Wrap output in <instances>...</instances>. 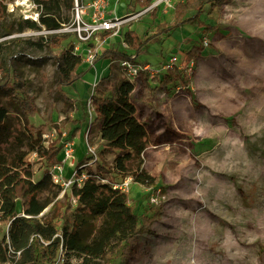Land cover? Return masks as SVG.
Here are the masks:
<instances>
[{
	"label": "rangeland",
	"instance_id": "obj_1",
	"mask_svg": "<svg viewBox=\"0 0 264 264\" xmlns=\"http://www.w3.org/2000/svg\"><path fill=\"white\" fill-rule=\"evenodd\" d=\"M178 1L171 0V7L160 6L154 15L149 10L122 30L150 36L156 24L172 21ZM138 8V0L116 5L120 17ZM28 9L11 12L6 4L10 15L0 23V34L8 22L25 19ZM70 13V8L61 6V19H68ZM60 35L65 40L50 49L36 44L41 36H53L44 28L0 35V83L17 74L37 109L29 123L40 128L42 145L73 140L79 158L88 153V144L94 147L96 161L103 159L110 167L111 154L100 156L102 144L94 145L97 136L87 134L93 116L87 99L96 65L83 66L84 73L62 87L64 97L57 93V57L73 37L55 36ZM172 35L152 38L142 58L163 57L165 63L176 55L182 66L191 59V72L182 71L187 84L165 89L172 98L168 111L160 108V114L147 123L142 166L154 177V187L131 182L126 193L128 204L144 212L149 223L137 235L128 257H120L116 264H264V0H228L210 13L207 6L198 22L185 24ZM106 74H111L107 85L114 78H127L117 64ZM145 76L130 79L131 98L138 106ZM2 104L8 114L9 141L26 150L30 139L23 134L22 117L4 99ZM26 159L32 162L33 179H38L46 165L34 153ZM86 165L81 171L95 168L93 160ZM72 169L75 166L65 169L63 177ZM106 176L121 180L114 172ZM5 235L6 225L0 224V241ZM49 235L53 238L58 232L50 229ZM61 258L66 264V257ZM74 262L76 258H70L69 263Z\"/></svg>",
	"mask_w": 264,
	"mask_h": 264
},
{
	"label": "trees",
	"instance_id": "obj_2",
	"mask_svg": "<svg viewBox=\"0 0 264 264\" xmlns=\"http://www.w3.org/2000/svg\"><path fill=\"white\" fill-rule=\"evenodd\" d=\"M12 1L0 0V23L7 22L10 13L6 11V4ZM33 1L42 6L38 22L31 19L8 22L5 32L0 35L24 29L58 28L65 19L60 17L61 6L66 9L71 6L70 0ZM226 1L180 0L173 6V18L169 24H156L150 36H139L134 30H122L128 48L121 49L119 45L104 47L98 59L109 58V70L120 60L138 62V57L146 51L152 38L172 35L181 26L198 22L207 6L210 13L220 9ZM138 3L145 8L151 5L152 0H138ZM156 11L157 8H153L151 15ZM65 38V35L41 36L36 44L50 49L59 47ZM70 45L57 57V93L63 97L62 87L77 80L85 71L82 67L86 66L79 55L72 53ZM110 77L111 74L100 76L93 86L89 96L93 116L87 134H95L103 141L99 155H113L112 165L107 167L105 160L97 162L93 155L85 154L75 164L76 176L84 177L62 195L60 185L51 180L47 169L38 179H33V165L26 156L34 153L48 167L60 160L63 143L42 145L40 128L29 123L37 109L33 98L19 85L17 74L7 76L0 83V224L6 225V235L0 241V264H52L60 251L66 257V264H116L120 257H128L137 235L146 229L149 223L146 214L129 205L127 193L114 188L112 185L117 181L106 176L114 172L121 179L130 177L133 183L146 187H152L154 182V177L142 166L141 154L148 146V134L135 116L131 98L134 84L127 78H114L107 85ZM156 81L158 85H153L147 77L143 78L141 90L146 103L152 101L159 85L179 87L187 84L183 73L175 69H169ZM3 99L24 121L23 134L30 139L26 150L14 148L9 141L8 114L2 104ZM91 160H94L95 168L81 171ZM50 229L57 231L58 235L52 238ZM70 258H76V262L69 263Z\"/></svg>",
	"mask_w": 264,
	"mask_h": 264
},
{
	"label": "built area",
	"instance_id": "obj_3",
	"mask_svg": "<svg viewBox=\"0 0 264 264\" xmlns=\"http://www.w3.org/2000/svg\"><path fill=\"white\" fill-rule=\"evenodd\" d=\"M22 1H26L27 7H24L25 5ZM120 1L121 0H70L71 13L69 18L65 21L62 20L58 28L46 30V32L50 35L73 34L69 35L71 37L73 36L71 38L70 45L72 53L79 55L82 62L85 63L86 66L94 67L95 61L98 59L102 48H109L116 45H119L121 49L128 48V45L123 40L121 33L122 26L125 23L136 19L139 20L144 13L149 10L151 11L153 8L158 9L162 5L169 7L172 6L170 3L171 0H152L151 5L148 7L143 8L139 3L140 8H138V11L126 12L125 15L120 17L116 10V5L120 3ZM7 5L11 12L17 8H29L27 10L28 14L24 15V18L38 22V15L42 7L41 3H35L33 0H13L12 2L7 3ZM102 35L106 36L102 37ZM203 42L204 44H207L206 40ZM177 60V56L173 55L165 63H161L157 66L132 62L130 60H120L118 61V66L129 80L137 76L146 75L145 77H147L150 81L154 78L162 77L169 69H175L179 72L184 71L189 74L191 72V65L193 61L190 59L188 65L182 66ZM155 102H157V100H155ZM87 106L89 108V112H91L90 109L93 111L89 98L87 99ZM86 146L88 154L93 155L94 159H96L94 147L88 144ZM61 151L62 157L60 160L47 167L51 180L61 187L60 195H62L65 190L69 189L73 183L79 184L81 179L84 177H77L75 170L71 172L69 177H63V162L68 158H73L74 148L72 143L65 142ZM131 182L132 179L130 177H126L113 183L112 186L120 189L121 191L127 192ZM61 254L62 253L60 251L58 259L52 264H61Z\"/></svg>",
	"mask_w": 264,
	"mask_h": 264
},
{
	"label": "crops",
	"instance_id": "obj_4",
	"mask_svg": "<svg viewBox=\"0 0 264 264\" xmlns=\"http://www.w3.org/2000/svg\"><path fill=\"white\" fill-rule=\"evenodd\" d=\"M138 6H139V3H138ZM203 27L204 26H198L197 28L202 29ZM172 36L176 37L175 35H172ZM152 60H150L149 58H146V57L142 58V55H141L138 57L137 61H138V63H141V64H148V65H152V66H157L163 62L164 58L162 57L160 60L159 59H152ZM109 64H110L109 58H103V59L101 58L100 60L97 59V61H95V65H96V67H95V81H97L100 76L106 75V72L109 70V67H110ZM96 76L98 77V79ZM154 79H156V78H154ZM154 79L150 80V81L148 79L147 80L149 81V83H151L153 85H158L157 81ZM141 86H142V84H141ZM168 86L169 85H165V86L159 85L158 88L156 89L155 93L153 94L152 101L149 103H146L142 99L140 105L138 106L139 103H136L133 101L134 105H135V109H136L135 116L145 126L147 134H148L147 123L151 119H153V117H156L158 114H160L158 112V110H160V108L163 109L161 111L165 112V111H168L166 108L171 105L172 98H169L168 96H166L167 94L165 92V89H168ZM140 90H141V87H140ZM133 92H134V90L132 91L131 94H133ZM159 95L162 97H159ZM155 100H158V102H157L158 104L155 103ZM96 139H97V142H95L94 145H98V144L103 143V141L98 136ZM71 143H72L73 148H74L73 158H68L63 162V171H65V169L68 170L71 167H74L75 164L79 160H81L83 157V155H81L79 158H75L76 153H77L76 144L73 143V140L71 141ZM111 156H113V155H111ZM67 160H68V163L66 162ZM69 176H70V174L66 175V177H69Z\"/></svg>",
	"mask_w": 264,
	"mask_h": 264
},
{
	"label": "bare ground",
	"instance_id": "obj_5",
	"mask_svg": "<svg viewBox=\"0 0 264 264\" xmlns=\"http://www.w3.org/2000/svg\"><path fill=\"white\" fill-rule=\"evenodd\" d=\"M22 3L25 5L24 7H27V3H26V1H22ZM147 158H146V163H147Z\"/></svg>",
	"mask_w": 264,
	"mask_h": 264
}]
</instances>
